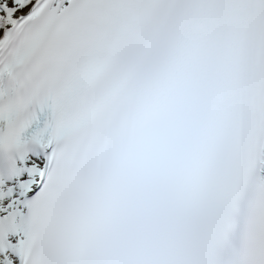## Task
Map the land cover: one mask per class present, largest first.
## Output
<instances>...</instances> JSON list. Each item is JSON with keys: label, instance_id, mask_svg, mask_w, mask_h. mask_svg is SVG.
Returning a JSON list of instances; mask_svg holds the SVG:
<instances>
[{"label": "snow or ice", "instance_id": "obj_1", "mask_svg": "<svg viewBox=\"0 0 264 264\" xmlns=\"http://www.w3.org/2000/svg\"><path fill=\"white\" fill-rule=\"evenodd\" d=\"M0 264H264V0H0Z\"/></svg>", "mask_w": 264, "mask_h": 264}]
</instances>
